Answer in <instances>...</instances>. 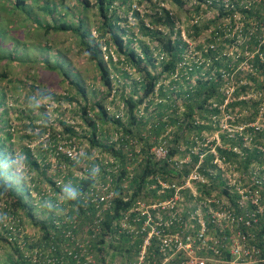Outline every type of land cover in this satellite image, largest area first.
I'll return each instance as SVG.
<instances>
[{"label": "trees", "instance_id": "1", "mask_svg": "<svg viewBox=\"0 0 264 264\" xmlns=\"http://www.w3.org/2000/svg\"><path fill=\"white\" fill-rule=\"evenodd\" d=\"M132 1L73 0L74 7L71 8L65 0H30L29 3L27 0H0V67L4 65L0 69V79L11 82V65L35 63L41 60L45 67L57 70L61 75L62 83L65 84L63 93L53 94L52 100L55 103L60 101L68 103L74 112L71 119L80 118L79 123L75 121L69 123L66 118L70 115L65 114L63 110L52 121L42 120L36 127L37 133L27 137L31 138L30 143L37 141L41 144L39 140L41 138L43 140L47 134L48 143L44 145L49 146L38 154L33 153L28 146L21 148L24 162L28 166L34 168L42 166L39 173L42 181L39 183H48H46L49 185L48 194L45 189L39 188L34 180L32 187L22 180L16 181L15 176L9 171L12 157L8 156V152L12 149L6 145V142H11L14 132L6 106L0 111V202H5L3 208L5 214L20 218L19 214L22 212L23 216L40 231L35 233L39 237L37 241L33 242L34 244H27L25 251L15 243L11 247L3 233L1 220L3 214H0V240L11 249V253L2 264H29L25 252L30 251L33 246L38 247L41 253L37 264H68L69 256L61 248L62 233L54 223L65 217L76 218L77 225L70 227L72 233L75 237L88 236L89 243L95 247L97 264H113L114 261L123 264L130 260V256L133 261L140 250L143 236L140 234L134 236V233H131L130 239L125 232H118V221L122 211L128 210L137 200L150 204L172 194L168 189L158 193V188H148L149 184L156 182L154 178L156 175L163 180H173L190 171L189 167L177 170L166 159L156 160L151 148L159 141L166 142L169 147L167 156L169 159L177 154L178 146L184 144L186 149L184 154L189 155L193 165L197 163L199 156L192 152L193 148L190 145H194L196 140H204L213 135L219 128V119L223 116V111L233 114L237 110L239 113H245L235 118L234 122L229 120L232 124L255 119L257 107L264 100V96L260 100L239 99L238 94L259 90L264 95V80L254 77L252 84L240 85L232 96L233 100L227 102L222 110L220 106L227 98L221 90L225 81L220 79L218 72L215 73L217 77L212 74V69L220 68L222 60L226 58L221 56L222 58L215 60L214 57L218 51L221 52L231 43L227 37H224V31L228 17L234 18V9L226 7L223 0H196L195 8L187 10L186 33L193 40L204 36V41L189 48V43L182 35L183 30L177 26L183 23L177 13H173L159 3L156 4L153 0H137L138 4L147 1L152 5L153 12L142 15L139 9L132 7ZM173 1L179 7H183L185 3L184 0ZM201 5H205L206 10L213 11L214 15L202 17L204 11ZM33 9L39 12H34ZM91 9H94L97 20L95 36H92L90 31L88 13ZM119 9L131 11V17L133 16L135 22L129 26L131 31L121 26V22L127 19ZM70 16L72 19H69ZM28 20L34 24L33 27L27 26ZM134 26L137 28V33L132 31ZM19 28L23 29L22 35L18 31ZM56 32L73 34L77 44L98 72L97 79L106 88L105 95L101 93L100 96L92 97V92L84 85L82 77L72 71L73 68L64 58L61 60L54 58L53 62H50L56 51L49 53L45 58L30 57L32 50L43 53L52 49L48 45V38ZM40 34L44 37V41L31 46L34 39L29 37ZM139 35L140 37H137ZM143 37L148 40L144 42ZM135 40L141 43L140 51L136 50ZM150 43H154L153 49L150 48ZM213 43L218 44L216 49L211 48ZM188 49L190 53H195L191 58L186 57ZM262 50L264 51V46ZM105 55L106 59H104ZM160 55L162 58H159ZM180 62H183V68L176 79L171 73ZM206 64L208 67H204ZM156 66H159L160 70L155 71ZM113 69L116 71L115 75L111 73ZM260 74L264 77V69ZM244 77L252 76L245 74ZM167 79L169 83L165 84ZM114 84L119 87L115 89ZM5 95V89L0 86V107L6 103ZM109 96H111L109 105L114 107L113 112L109 110L110 106L104 103ZM115 101L121 102L122 105L118 106ZM26 116L30 121L27 126L35 129V125H32L35 115ZM212 116L216 119L213 120ZM219 138L222 146H225L217 147L219 155L234 160L238 154L227 145L241 146V139L237 134L233 137L228 136L225 130L219 132ZM82 140H87L88 145L81 159L86 154L90 155L91 150L99 154L107 152L117 159L115 165L118 172L111 173L114 196L111 199V206L103 212V220L98 231L95 230L96 224L93 223L95 209L92 203L85 206L84 200L79 195L72 200L63 192L67 184L78 192L91 186L95 181L91 168L98 159L92 158L90 170L86 173L88 176H82L76 181L69 171V167L75 164V158L70 159L60 148L68 145L79 146ZM259 140H264V130L255 132L253 141L259 142ZM10 144L13 145L12 142ZM127 145L131 146V159L127 158L125 151ZM244 150L247 152V157H255L258 154L256 148L252 151ZM204 151L201 166L203 173L207 174V168L212 165L210 163L212 154L208 149ZM47 152L50 155L51 152L53 153L56 169L52 168L53 163ZM130 163L131 171L127 168ZM101 176L104 177L103 174ZM58 180L61 181L59 184H57ZM32 189L35 193L42 194L39 204L33 203ZM56 195L65 198V202L71 206L69 211L62 215H52V213L41 219L37 218L33 213L37 205H43L40 208L41 212L46 211L48 209L46 200L51 203ZM53 208L55 209L56 206L54 205ZM139 217L141 221L145 219L143 215ZM111 234L118 235L119 239L117 244H109L114 248V251L109 253V247L104 244ZM48 248L49 253L46 252ZM152 249L156 250L157 245ZM154 252L160 257L158 251Z\"/></svg>", "mask_w": 264, "mask_h": 264}, {"label": "built area", "instance_id": "2", "mask_svg": "<svg viewBox=\"0 0 264 264\" xmlns=\"http://www.w3.org/2000/svg\"><path fill=\"white\" fill-rule=\"evenodd\" d=\"M223 2L226 7L234 9V18L228 17L224 31V37L231 43L214 57L215 60L221 56L226 58L220 68L212 69L213 75L218 72L220 79L225 81L221 90L227 98L220 106L222 110L227 102L233 100L232 96L240 85L252 84L254 77L264 80L260 74L264 69V0ZM217 47L218 44H211L212 49ZM182 64L178 63L171 73L173 78L179 77ZM245 74L252 77L245 78ZM263 96L259 90L238 94L239 99L260 100ZM222 114L219 128L213 135L190 145L192 152L199 156L193 165L189 155L184 154V144L179 145L177 154L169 159L166 142L159 141L151 148L156 160L166 159L175 169L189 167L190 171L173 180H163L156 175V182L149 184L148 188H158V193L168 189L172 194L150 204L137 200L128 210L122 211L118 232H125L130 239L131 233L143 236L135 259L131 261L130 256V260L123 264H264V140L253 141L255 132L264 130V100L258 105L253 121L232 124L230 121L234 122L235 118L245 113L235 110L233 114L225 111ZM212 119L216 117L212 116ZM224 130L228 136L237 134L241 139V146L227 145L238 154L232 161L220 156L217 150V147H225L219 138V132ZM60 148L79 163L81 158L76 157L75 145ZM254 148L258 154L247 157L244 149L252 151ZM125 149L127 158L131 159V146L127 145ZM206 149L212 154V165L207 168V174L203 173L201 166ZM111 156L106 152L94 153L92 158L98 159L91 168L95 181L78 191L85 206L92 203L95 209L93 223L96 224V231L103 220V212L111 206L114 196L111 173L118 172V169L115 165L117 159ZM84 160L80 161L82 167L78 179L88 176L86 173L90 170V162ZM52 168L56 169V160ZM127 168L131 171V163ZM60 182L58 180L57 184ZM141 215L145 216L143 221L140 220ZM1 220L3 233L11 247L15 243L25 251L27 244H34L39 238L35 234L40 232L39 229L30 231L17 216L4 214ZM54 223L62 233L61 248L69 256L68 264H97L95 247L89 243L88 236L75 237L72 233L70 227L77 225L75 217H65ZM118 239L119 236L114 234L106 238L104 245L109 247V253L114 251L109 244H117ZM156 245L157 249H152ZM154 251H158L160 257ZM46 252L49 253V248ZM25 254L29 264H37L41 258L38 247L34 246ZM113 264L118 263L114 261Z\"/></svg>", "mask_w": 264, "mask_h": 264}, {"label": "rangeland", "instance_id": "3", "mask_svg": "<svg viewBox=\"0 0 264 264\" xmlns=\"http://www.w3.org/2000/svg\"><path fill=\"white\" fill-rule=\"evenodd\" d=\"M59 1V0H58ZM67 5H69L71 8L74 7V2L73 0H65ZM152 1V0H151ZM155 1L156 4L163 5L173 13H177L179 15V18L181 19L182 24H177V26L181 27L182 35L185 37V41L189 43V48H193V46L197 44H201L204 41V36L199 39H190L187 36L186 29H187V20H186V15L188 14L187 10H191L192 8H195L194 6L196 5V0H184L185 3L183 4V7H179L177 3H175L173 0H153ZM30 0H27V3H29ZM132 7H136L141 11V14L143 15L144 13H150L153 12L152 10V5H149V2L144 1L141 2L140 4L137 3V0L132 1ZM200 7L203 8V13L202 17H212L214 15V12L205 9V5H201ZM34 12H39L37 9H33ZM119 12L123 14V16L127 19L125 22H121V26H123L126 30H129V26L133 25L135 22L133 21V16L131 17V11H121L119 9ZM88 17L90 19V31L91 35L95 36L97 33L95 32V27L97 26V20L96 16L94 13V9H91L88 13ZM18 18V15L16 16ZM69 19H72L70 16ZM180 22V23H181ZM27 26L33 27L34 24L30 22L29 20L26 22ZM20 35L23 34V29L19 28L18 29ZM131 31V30H129ZM132 31L137 33V28L134 26ZM130 35V34H129ZM137 37H140L137 36ZM29 38L34 39V43L31 44V46L36 45L35 43L39 41H44V37L40 34L37 36H30ZM49 42L48 45L51 46L52 49H49L43 53L37 52L32 50V54H30V57H37V58H45L48 57L49 53H53L56 51L54 54V57L50 58V62H53L54 58H58L61 60V58H64L69 62V66L72 69V71L78 73L82 79L83 83L87 88L92 92V97L100 96L101 93H104L102 95H105L106 93V88L102 85V83L97 79L98 78V72L93 66V63L90 62L87 59L86 53L81 49V47L77 44L76 38H74L73 34L70 32H56L54 34L49 35ZM142 40L146 42L148 38L143 37ZM101 42V40H100ZM44 43V42H43ZM42 43V44H43ZM45 44V43H44ZM134 45H136V50L140 51V45L141 43L138 40L134 41ZM155 47L154 43H150V48L153 49ZM103 49V48H102ZM188 49V53L186 54L187 58H191L195 53H190ZM106 55L104 56V59H106ZM116 59V56H115ZM159 65V64H158ZM4 65L2 64L0 69H2ZM10 69V68H9ZM11 71L12 74H10L11 77V82L8 81L7 79H0V86L5 89L6 95V103L3 104L0 107V111L5 108L9 112L10 115V124L13 128L14 136L11 140L13 143L10 144L11 142L7 141L6 145L11 148L12 150L9 149L8 156L12 157V165L9 167V171L15 176L16 181L21 180L25 182L28 186L31 185L34 180L35 183L37 182V185H39V188L45 189L46 191L48 190V183H39V181H42L41 175L39 176V173L42 169V166H39V168H34L30 167L27 165V163L24 162V154L21 152V148L23 146H28L32 149L33 153H42V150L45 149V147L49 145H44L45 143L47 144L48 142V137L47 134H45L44 139L42 138L39 140L41 141V144H38L37 141H34L30 143L31 138H28L27 135H32L34 133H37L38 128L37 125L41 123V121H52L53 119H56V117L61 113V111L64 110V113L67 115H70V117L66 118L69 123H76L80 122V118L76 117L73 118L74 120L71 119L73 117V109L69 107V104L60 101L55 103L52 100V95L53 94H60L63 93V87L65 84L62 83L61 81V75L58 73L57 70L47 68L42 64L41 60H37L35 63H25V64H14L11 65ZM155 71L160 70L159 66H156L154 68ZM112 75H115L116 71L113 69L111 70ZM135 77V75H134ZM169 80L167 79L165 81V84H168ZM177 85V84H176ZM34 87V89L32 88ZM115 89H117L119 86L114 84ZM33 89V90H32ZM113 92V91H112ZM110 97H107V100L104 101L106 105H109L110 102ZM119 101V100H118ZM115 101V104L117 103L118 106H121V102ZM110 106V111L113 112V108L111 105ZM116 107V106H115ZM26 115H35L33 118V123L32 125H35V129H32L31 126L29 125V119L27 118ZM1 125V124H0ZM4 125V124H3ZM114 137V136H113ZM88 145L87 140H82V143L79 144V146H76V157H81L84 155L86 152ZM51 147V146H50ZM97 151L91 150V154H86L84 157V161L86 163H89L92 161V155ZM49 152H47L48 154ZM107 153V152H106ZM109 154V153H107ZM50 161L52 163L54 162L55 158L53 157V153L51 152L48 154ZM83 159V158H82ZM81 161V159H80ZM75 162L73 166L69 167V171L72 172V175L74 179H77L81 176V162ZM54 167V166H53ZM54 173L52 172L51 169V175ZM41 179V180H40ZM70 181V180H69ZM47 183V184H46ZM68 185V184H67ZM70 186V185H69ZM73 188V187H72ZM32 195L31 198L33 199L34 204H39L40 199L42 198V194H37L35 191L32 189L31 191ZM49 194V192H48ZM52 194V193H51ZM40 196V197H39ZM45 198V197H43ZM65 198L60 195H56L55 198L49 203L46 200V203L48 204V209L44 212H41L40 208L43 205H37L33 211V213L36 215L37 218L41 219V217H45L48 214H58L62 215L65 214L68 209L71 208V206L65 202ZM5 202L2 201L0 202V214H5L3 208H5ZM56 206L54 209L53 206ZM20 211V210H19ZM52 214V215H53ZM2 215V216H3ZM29 228V230H37L38 227L33 225L32 222H30L25 216H23L22 212L19 214ZM11 253L10 246H8L5 242L0 240V264H2L3 260H6V258L9 256Z\"/></svg>", "mask_w": 264, "mask_h": 264}, {"label": "clouds", "instance_id": "4", "mask_svg": "<svg viewBox=\"0 0 264 264\" xmlns=\"http://www.w3.org/2000/svg\"><path fill=\"white\" fill-rule=\"evenodd\" d=\"M63 192L64 194L66 195V197L68 199H72V200H75L78 196V192L75 188H72L68 185H66L64 188H63Z\"/></svg>", "mask_w": 264, "mask_h": 264}]
</instances>
